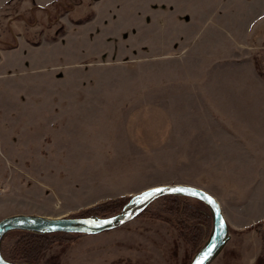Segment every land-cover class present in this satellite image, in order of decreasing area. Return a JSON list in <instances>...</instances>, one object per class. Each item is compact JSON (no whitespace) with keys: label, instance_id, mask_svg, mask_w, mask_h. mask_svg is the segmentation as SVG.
<instances>
[{"label":"rangeland","instance_id":"1","mask_svg":"<svg viewBox=\"0 0 264 264\" xmlns=\"http://www.w3.org/2000/svg\"><path fill=\"white\" fill-rule=\"evenodd\" d=\"M95 1L58 0L51 19L38 8L15 16L22 0L0 8V219L80 216L121 197L123 210L148 187L189 183L214 194L228 222L210 264H255L264 0H98L96 19L79 25ZM170 209L158 198L122 226L56 242L43 262L191 264L210 236L193 247Z\"/></svg>","mask_w":264,"mask_h":264},{"label":"water","instance_id":"2","mask_svg":"<svg viewBox=\"0 0 264 264\" xmlns=\"http://www.w3.org/2000/svg\"><path fill=\"white\" fill-rule=\"evenodd\" d=\"M156 188L164 189V191L152 195V197L145 202H139L141 197H143L145 193H150ZM171 189H183V191H171ZM167 194L186 195L203 201L210 208L213 216V227L211 235L204 246L194 256L191 262V264H197V261L202 260L208 248L212 245L213 242H215L216 247L213 252L207 257V259H203V264H210L226 242V239L228 237V222L224 215L222 204L220 203L219 199L203 187L189 183H168L148 187L132 196L127 206L123 210L116 214L104 217L48 216L31 213H19L4 217L0 219V264H52L45 262H19L7 258L2 251V240L4 236L12 230H28L42 233H100L124 225L128 221L137 217L153 201ZM210 200L214 201V203L210 202ZM106 221L110 222L106 223ZM221 221H223V227H221Z\"/></svg>","mask_w":264,"mask_h":264},{"label":"trees","instance_id":"3","mask_svg":"<svg viewBox=\"0 0 264 264\" xmlns=\"http://www.w3.org/2000/svg\"><path fill=\"white\" fill-rule=\"evenodd\" d=\"M83 20L84 19H81V21ZM256 58L257 56L255 57V62L259 64V60ZM259 70L260 73L264 75V71L261 67H259ZM161 197L168 199L171 211L180 212L182 217L180 226L182 227V231L184 232L183 235L188 242H190L193 247L200 246L202 243L204 244L205 239L210 236L213 227V216L208 205L201 200L182 194H167ZM123 200L126 201V198L121 197L116 201L101 203L92 207L89 211H86V214L80 216L95 214L104 217L112 215L123 208L125 204V201ZM147 207L144 210H146ZM262 233L264 234V229ZM10 234L18 235L15 243L9 246L3 245L5 237ZM79 234L83 233H42L28 230H12L8 232L2 240V251L7 258L13 261L41 263L43 262L46 252L56 242L70 241ZM44 261L46 263L57 264L56 258L53 256ZM255 264H264V246L257 257Z\"/></svg>","mask_w":264,"mask_h":264},{"label":"crops","instance_id":"4","mask_svg":"<svg viewBox=\"0 0 264 264\" xmlns=\"http://www.w3.org/2000/svg\"><path fill=\"white\" fill-rule=\"evenodd\" d=\"M12 0H5L1 5H0V8H2L6 3H8V2H11ZM15 1V0H14ZM98 0H96L95 1V3H94V10H90V11H88L85 15H83L82 17H81V19H84L83 20V22H79V25H81L82 23H85V22H92V21H94L95 19H96V17L98 16V11H97V9H96V2H97ZM33 3L32 4V6L30 7L29 5H30V3ZM20 4H22V12H20V13H16V15L15 16H23L24 14L23 13H26L27 11H30L31 13H33L34 12V10L36 9V8H38V9H41V10H46L47 11V15H50L49 16V19H51L52 17V13H51V10H50V8L51 7H53L54 5L55 6H57V5H59L58 4V0H22V2L20 3ZM26 4V6H24ZM73 5H75V4H73ZM24 6V7H23ZM72 7V6H71ZM27 8H29L28 10H27ZM71 9V8H70ZM95 11V12H94ZM49 13V14H48ZM58 13H59V8L55 11V14H56V17H57V15H58ZM54 19V18H53ZM56 19V18H55ZM55 19H54V21H55ZM78 25V26H79ZM60 28H62V27H60ZM58 30H60V29H58ZM60 32V31H59ZM62 32H64V30H61V33ZM67 33H68V31H66V33H63L62 34V36H60V37H65V36H67ZM58 38V39H55V40H61L62 38ZM145 43V42H144ZM142 44V46H141V49H138L139 50V54L138 55H135V56H139V55H142V54H145L146 53V51L144 50V45L145 44ZM38 44L40 45V43H37L35 46H38ZM16 45H18V40H17V43H16ZM17 47V46H16ZM17 48H19V47H17ZM13 49H15V48H13ZM20 49V48H19ZM165 56H167V55H171V57H173L174 56V54H172V52H170V53H167V54H164ZM161 56H162V54H161ZM144 58L145 57V55H142V56H140L139 58ZM170 57V58H171ZM118 58H132V56H123V57H118ZM89 59H96V58H89ZM89 59H87V60H89ZM255 62V61H254Z\"/></svg>","mask_w":264,"mask_h":264},{"label":"snow or ice","instance_id":"5","mask_svg":"<svg viewBox=\"0 0 264 264\" xmlns=\"http://www.w3.org/2000/svg\"><path fill=\"white\" fill-rule=\"evenodd\" d=\"M164 189H161V188H156L154 189L152 192L150 193H145L143 195V197H141L140 201L139 202H145L147 201L148 199H150L152 197V195L156 194V193H161L163 192ZM171 191H183V189H171ZM210 199V198H209ZM210 202L214 203V201H211ZM107 222H110V221H106ZM221 227H223V221H221ZM216 247V244L215 242L212 243V245L208 248L207 252L204 254V257L203 259H207V257L213 252V250L215 249ZM203 259L200 260V261H197V264H203Z\"/></svg>","mask_w":264,"mask_h":264}]
</instances>
